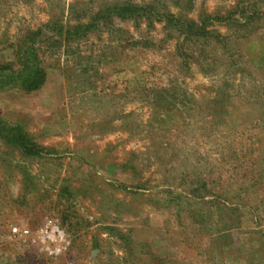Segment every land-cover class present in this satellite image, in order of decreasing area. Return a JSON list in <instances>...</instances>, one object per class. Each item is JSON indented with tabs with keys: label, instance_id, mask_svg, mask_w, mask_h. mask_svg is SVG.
<instances>
[{
	"label": "rangeland",
	"instance_id": "obj_1",
	"mask_svg": "<svg viewBox=\"0 0 264 264\" xmlns=\"http://www.w3.org/2000/svg\"><path fill=\"white\" fill-rule=\"evenodd\" d=\"M17 45L47 79L0 89L40 150L0 139V264H264V0H0Z\"/></svg>",
	"mask_w": 264,
	"mask_h": 264
},
{
	"label": "trees",
	"instance_id": "obj_2",
	"mask_svg": "<svg viewBox=\"0 0 264 264\" xmlns=\"http://www.w3.org/2000/svg\"><path fill=\"white\" fill-rule=\"evenodd\" d=\"M151 11L150 7H138L127 5L117 8L118 17H142ZM104 17H100L102 19ZM162 18V19H161ZM170 27L180 28L181 33L189 38H202L208 35L206 26L213 21L208 17L199 24L186 22L172 16H161ZM80 30V29H79ZM78 31V30H77ZM79 32V31H78ZM26 46V44H24ZM17 45L15 49V63H0V89L14 87L25 93H32L40 90L46 82L47 73L41 65L37 51L33 45L29 49ZM17 65L18 67H13ZM0 139L9 146L17 147L24 156H38L40 150L33 142L32 138L26 133L23 127L19 125H8L0 122Z\"/></svg>",
	"mask_w": 264,
	"mask_h": 264
},
{
	"label": "built area",
	"instance_id": "obj_3",
	"mask_svg": "<svg viewBox=\"0 0 264 264\" xmlns=\"http://www.w3.org/2000/svg\"><path fill=\"white\" fill-rule=\"evenodd\" d=\"M11 232H12V236L13 237H17V236L23 237L24 235H27L29 231L28 230H21V229H19L17 227H14L11 230ZM51 233L54 236L57 234L55 236L56 242L57 241H63L64 240V234H63V232L60 229H58V227H55L54 229H52ZM60 252H61V248L49 249V254L50 255H57Z\"/></svg>",
	"mask_w": 264,
	"mask_h": 264
}]
</instances>
